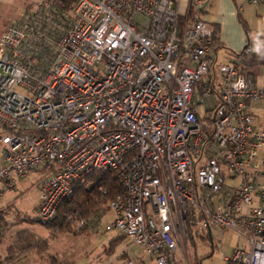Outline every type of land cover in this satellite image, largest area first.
I'll list each match as a JSON object with an SVG mask.
<instances>
[{"label":"built area","instance_id":"2783aa9c","mask_svg":"<svg viewBox=\"0 0 264 264\" xmlns=\"http://www.w3.org/2000/svg\"><path fill=\"white\" fill-rule=\"evenodd\" d=\"M207 1L184 13L179 0L22 12L0 36V199L45 171L35 217L48 222L77 183L105 172L119 191L103 231L150 264H176L190 220L244 241L224 264H264V122L251 113L264 87L242 72L261 46L249 38L217 65Z\"/></svg>","mask_w":264,"mask_h":264},{"label":"rangeland","instance_id":"374dc122","mask_svg":"<svg viewBox=\"0 0 264 264\" xmlns=\"http://www.w3.org/2000/svg\"><path fill=\"white\" fill-rule=\"evenodd\" d=\"M33 8L35 7L33 6L30 9ZM45 175V171L27 174L26 177L18 180L14 190L3 197L0 210L7 213L5 217L9 223L13 224L21 216L27 219H36V190ZM15 214L18 217H15ZM109 219L110 214L104 212V216L100 219L96 230H93L91 226L80 227L78 224H74L71 229L75 232L82 231L80 234L66 233L57 238L55 237L54 240L49 239L50 233L42 226L35 224L28 226L25 224L12 225L1 239L0 257L4 258L6 256V248L14 242L15 233L18 230L28 229L36 238L47 241L45 251L41 256L34 252L23 254L9 264H103V262L104 264L107 262H110V264H124L127 259L131 260L132 264H150L146 258L147 255L135 246L130 245L127 238L121 241L109 257L105 255L104 250L106 247L101 246V241L107 245L111 239L117 237L114 232L105 233L103 231ZM197 222L198 220L189 222L192 240H188L187 236L186 241L179 244L175 254L176 264H193L194 256H196L197 261L200 260V264H224L222 261L224 252L221 251V245L218 243L212 251V256L204 258L211 254V250L210 246L201 239L206 231Z\"/></svg>","mask_w":264,"mask_h":264},{"label":"crops","instance_id":"0c3cea01","mask_svg":"<svg viewBox=\"0 0 264 264\" xmlns=\"http://www.w3.org/2000/svg\"><path fill=\"white\" fill-rule=\"evenodd\" d=\"M50 1L53 0H0V36L22 12L43 2L48 3ZM257 1L256 4L251 3L250 0L207 1L202 16L204 22L214 32V58L217 65L232 62L235 56L245 47L249 38L258 42L261 50L256 55L264 58V0ZM187 2L188 0H179L177 3L180 13L185 12ZM251 75L257 85L264 87L263 65L252 67ZM251 113L258 123L264 122V101L254 104L251 108ZM1 163L2 154L0 149V166ZM9 192L6 191L2 194L0 203ZM208 232L216 244L221 245V251L224 252L223 256L230 254L237 248H245V243L242 239L228 232L217 228H211ZM116 236L118 237L117 234ZM108 244L105 245L101 241V246L107 247ZM210 250L212 251V247H210ZM105 264H110V262Z\"/></svg>","mask_w":264,"mask_h":264},{"label":"trees","instance_id":"16d2710c","mask_svg":"<svg viewBox=\"0 0 264 264\" xmlns=\"http://www.w3.org/2000/svg\"><path fill=\"white\" fill-rule=\"evenodd\" d=\"M78 0H53L48 2L59 13H69ZM189 15L180 19L181 27L189 21ZM213 45L215 46L214 32H213ZM236 56H239L237 54ZM242 72L251 75V69L257 65L264 66V58L258 57L256 54H250L242 59ZM98 186H103L107 189V194L102 195L98 190ZM119 191L118 186L110 178V174L105 172H95L90 174L85 181L77 183L71 194L65 198L57 208L56 214L53 219L48 222H40L37 219H27L26 217H20L16 219L13 224L9 223L6 219V212H0V243L4 234L9 231L13 226L19 224L39 225L50 233L49 239L54 240L55 237L66 233L72 235H78L80 232H75L72 228L74 224H78L80 221H86L85 227L98 224L101 219L102 213L106 212L107 204L112 199L113 195ZM18 217L17 214L14 215ZM13 216V217H14ZM83 218V219H82ZM194 221V220H190ZM189 221V222H190ZM187 225L188 240H192V234L190 231V225ZM84 229V227H83ZM14 242L6 248V256L0 257V264H9L15 258L20 257L23 254L34 252L37 255H42L46 249L47 241L44 239H38L28 229L18 230L15 233ZM201 239L212 247V251L215 248L216 242L211 238L210 233L206 231V234ZM124 240L123 236H118L110 240L108 246L105 248L104 253L106 256H110L115 248ZM211 251V252H212ZM212 254V253H211ZM211 254L204 258H210ZM193 264H200V260L197 261L194 256ZM236 264V263H230Z\"/></svg>","mask_w":264,"mask_h":264}]
</instances>
